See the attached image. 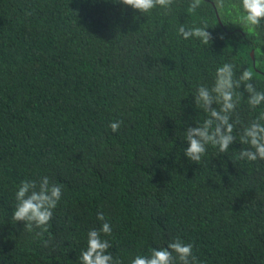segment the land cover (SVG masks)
<instances>
[{
  "label": "trees",
  "instance_id": "16d2710c",
  "mask_svg": "<svg viewBox=\"0 0 264 264\" xmlns=\"http://www.w3.org/2000/svg\"><path fill=\"white\" fill-rule=\"evenodd\" d=\"M189 2L165 15L114 0H0V264H79L99 212L123 264L177 237L201 264H264V160L238 159L241 125L227 153L184 155L185 131L208 115L192 95L219 66L234 64L235 78L249 68L264 91V21L249 31L212 0L194 13ZM203 19L212 43L177 35ZM244 94L246 125L264 105ZM44 176L63 195L40 239L11 216L18 185Z\"/></svg>",
  "mask_w": 264,
  "mask_h": 264
},
{
  "label": "clouds",
  "instance_id": "9594fccd",
  "mask_svg": "<svg viewBox=\"0 0 264 264\" xmlns=\"http://www.w3.org/2000/svg\"><path fill=\"white\" fill-rule=\"evenodd\" d=\"M115 3L130 6L142 14L153 9L162 8L165 15L170 14L175 0H114ZM204 0H190L189 13H194ZM212 6L222 16L226 9L235 12L234 24L241 28L254 31L264 21V0H212ZM201 26L186 27L180 25L177 35L184 40L197 39L203 45L212 43L213 37L208 31L209 24L206 19L201 20ZM223 38V37H221ZM235 65L224 63L219 66L214 74V83L211 88L200 85L194 95V103L197 109H203L208 115L203 123L196 127H188L185 131L187 147L184 155L192 162L199 163L211 145L218 150V155L227 153L230 146L236 142L234 132L241 125L239 143L247 145L241 148L238 159L248 162L264 160V111L255 119L244 125L236 112L240 99L248 93L247 104L250 109L264 105V91H258L254 83V77L249 68H243L238 78H235ZM243 87L244 91L237 94V89ZM219 105L217 108L216 106ZM122 121L116 120L109 123L108 127L113 133L120 130ZM63 195V185L53 183L49 177L35 180H24L15 192V207L11 216L12 224L24 223L25 231L35 233L34 238L42 239L45 233H49L54 210ZM97 220L101 227L90 229L87 234V246L78 257L79 264H123L119 257H114L109 249V240L102 239L110 236L112 227L103 212L97 213ZM45 247L48 240H43ZM130 264H201L193 253V244L185 243L177 237L170 240L166 246L151 248L148 255H136Z\"/></svg>",
  "mask_w": 264,
  "mask_h": 264
},
{
  "label": "water",
  "instance_id": "95a60500",
  "mask_svg": "<svg viewBox=\"0 0 264 264\" xmlns=\"http://www.w3.org/2000/svg\"><path fill=\"white\" fill-rule=\"evenodd\" d=\"M253 60H254V58H253Z\"/></svg>",
  "mask_w": 264,
  "mask_h": 264
}]
</instances>
